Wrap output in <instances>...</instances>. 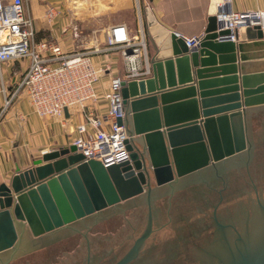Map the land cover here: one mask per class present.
Listing matches in <instances>:
<instances>
[{
	"label": "water",
	"instance_id": "1",
	"mask_svg": "<svg viewBox=\"0 0 264 264\" xmlns=\"http://www.w3.org/2000/svg\"><path fill=\"white\" fill-rule=\"evenodd\" d=\"M144 19L151 74L120 82L129 159L106 168L71 145L17 168L0 184V264H264V87L248 86L264 74L244 77L241 94L235 77L198 95L185 86L190 64L234 71L236 50L264 48V29L235 44L211 16L190 50L149 7ZM189 107L194 118H172Z\"/></svg>",
	"mask_w": 264,
	"mask_h": 264
},
{
	"label": "built area",
	"instance_id": "2",
	"mask_svg": "<svg viewBox=\"0 0 264 264\" xmlns=\"http://www.w3.org/2000/svg\"><path fill=\"white\" fill-rule=\"evenodd\" d=\"M231 2L215 0L212 5L218 29L229 31L224 38L235 42L236 34L246 27L264 29V11H233ZM61 13L58 6L50 4L43 19L52 28ZM71 24L68 22L60 30L61 37L67 34ZM37 32L28 0H0V113L24 94L38 116L59 118L65 128L64 110L70 113L77 109L83 114L84 121L75 127L76 135L71 144L84 161H98L106 168L127 161L126 128L123 124L118 125V120L124 119L120 117L123 106L120 82H139L150 76L141 17L136 32L129 31L123 23L111 25L103 32L102 44L96 38L88 49L71 52H65L56 37L38 40ZM203 37L204 34L181 38L190 50H195ZM108 54H115L120 59L123 75L110 80L103 96L107 111L98 115L88 107L91 102L97 104L96 84L112 70V64L105 60L97 68L93 59ZM6 64L14 68L11 75L21 73L13 82L4 77L3 66Z\"/></svg>",
	"mask_w": 264,
	"mask_h": 264
},
{
	"label": "crops",
	"instance_id": "3",
	"mask_svg": "<svg viewBox=\"0 0 264 264\" xmlns=\"http://www.w3.org/2000/svg\"><path fill=\"white\" fill-rule=\"evenodd\" d=\"M138 1L142 2L144 8L149 7L151 9L154 19L163 29L176 33L184 38H191L204 34L208 18L213 16L212 5L215 0ZM231 9L237 12L264 11V0H232ZM68 22L69 21H66V25ZM125 25L128 27L129 31H137V23L134 26L128 24ZM40 29L41 28L38 26L36 31H39ZM143 30L146 39L147 57L149 61V57L155 54L156 47L153 41V36L149 33L148 27L145 25V19L143 22ZM71 35L63 38L61 44L59 43L61 38L55 33L53 36L58 39V43L62 46V49L65 52H71L75 49H88L80 47L81 45L76 44L75 41L73 42V40H71ZM255 42L258 41H252L251 43ZM234 43H248L244 30L239 31L238 39H236ZM166 51L170 52L171 55V49ZM235 55L237 60L234 65L235 72L230 70L222 71L221 69L230 67L233 64L220 63L218 59L214 63L202 64L199 62L198 68L190 64L191 82L185 86H192L198 95L200 91L199 88H202L199 86L200 82L208 83L205 87H203L202 91H214L233 86L229 83L232 81L228 79L235 77L237 83L236 85H238V89L241 94L243 87L242 79L244 77H258L264 74V48H251L250 50H246L244 52L242 51L241 53L236 50ZM215 57L218 56L215 55ZM242 57L245 59L244 61H242ZM170 58L174 57L171 55ZM205 58L206 57H199V60ZM93 60L97 68H99L101 66V62L105 60L110 61L112 64V70L107 74H104L96 84V94L99 98V100H97V104L91 102V106L88 107L89 111H94L98 115H104L107 111V106L103 96L107 92L110 80L115 76L121 77L123 75V67L120 59L115 54H108L107 56L98 55L95 56ZM13 70L14 68L12 65L6 64L3 66L4 77H7L9 82L15 81V77H20V72L16 74V76L14 74L11 75ZM197 70L205 71L202 77L204 79L197 77ZM228 72H234V74ZM248 86L249 88L252 87V89L264 87V78H257L254 80L253 84H248ZM178 87L184 86H176L171 89ZM8 88L11 90V86H8ZM260 95L261 94L257 93L252 94L249 98H257ZM178 98L184 99L183 96ZM240 99L242 100V96ZM158 103L160 106L161 100L159 95ZM192 113H194L192 107H189V109L186 108L183 110H176L172 113V118L176 119V121H181L182 119H192L195 117ZM68 115L69 117L66 118V127L63 128L59 118L38 116L34 112L24 94L16 98L10 107L5 110V112L0 113V184L4 183L9 185L17 168L23 171L30 167L33 160L40 158L43 154L72 145L71 142L76 135L75 127L84 121V117L77 109H73L70 113H68ZM202 120L203 118L200 112V118L198 121ZM123 122L125 126V118L123 119ZM161 127V129L164 130L163 122ZM56 233H62V230H58L51 234H45L41 237H48Z\"/></svg>",
	"mask_w": 264,
	"mask_h": 264
},
{
	"label": "rangeland",
	"instance_id": "4",
	"mask_svg": "<svg viewBox=\"0 0 264 264\" xmlns=\"http://www.w3.org/2000/svg\"><path fill=\"white\" fill-rule=\"evenodd\" d=\"M50 4L58 6L62 12L54 20L56 25L52 28L43 19L45 9ZM28 6L36 28H41L40 37L48 39L54 37L55 33L61 38V44L63 38L71 35L75 29L71 40L83 48L91 47L96 38L102 44L103 32L111 25L123 23L134 26L139 16L144 22V7L138 0H28ZM66 21L72 24L67 34L61 37L60 30L66 25ZM45 26L46 30L42 28Z\"/></svg>",
	"mask_w": 264,
	"mask_h": 264
},
{
	"label": "trees",
	"instance_id": "5",
	"mask_svg": "<svg viewBox=\"0 0 264 264\" xmlns=\"http://www.w3.org/2000/svg\"><path fill=\"white\" fill-rule=\"evenodd\" d=\"M42 28H43V29L45 28L44 30H46V26H45V27H42ZM43 29H42V30H43ZM47 29H48V27H47ZM40 31H41V30H40ZM40 31H38L37 34H36V37H37L38 40H40V39L42 38V37H40Z\"/></svg>",
	"mask_w": 264,
	"mask_h": 264
},
{
	"label": "flooded vegetation",
	"instance_id": "6",
	"mask_svg": "<svg viewBox=\"0 0 264 264\" xmlns=\"http://www.w3.org/2000/svg\"><path fill=\"white\" fill-rule=\"evenodd\" d=\"M205 173V172H204Z\"/></svg>",
	"mask_w": 264,
	"mask_h": 264
}]
</instances>
